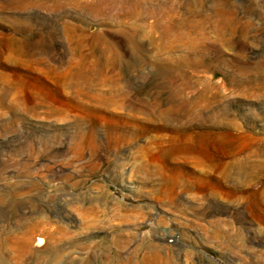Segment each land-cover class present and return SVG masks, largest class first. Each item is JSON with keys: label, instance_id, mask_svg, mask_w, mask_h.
I'll return each mask as SVG.
<instances>
[{"label": "rangeland", "instance_id": "rangeland-1", "mask_svg": "<svg viewBox=\"0 0 264 264\" xmlns=\"http://www.w3.org/2000/svg\"><path fill=\"white\" fill-rule=\"evenodd\" d=\"M0 48V264H264V0H0Z\"/></svg>", "mask_w": 264, "mask_h": 264}, {"label": "bare ground", "instance_id": "bare-ground-1", "mask_svg": "<svg viewBox=\"0 0 264 264\" xmlns=\"http://www.w3.org/2000/svg\"><path fill=\"white\" fill-rule=\"evenodd\" d=\"M167 18H170V17H167ZM167 18H166V19H167ZM165 23H167V22H165ZM168 23H169V22H168ZM168 25H169V24H168ZM170 26H171V25H170ZM170 26H169V27H170ZM180 26H181V24H180ZM183 26H184V25H183ZM17 27H18V26H17ZM164 27H166V26H164ZM186 27H188V26H186ZM15 28H16V27H15ZM167 28H168V27H167ZM191 28H192V27H191ZM16 29H17V28H16ZM171 29H172V28H171ZM192 29H193V28H192ZM198 30H199V29H198ZM21 31H22V30H21ZM171 31H172V30H171ZM23 32H24V31H23ZM182 32H183V31H182ZM188 32H189V31H188ZM192 33H193V32H192ZM19 34H20V33H19ZM189 34H190V33H189ZM10 39H11V38H10ZM7 43H8V42H7ZM7 45H8V44H7ZM0 49H1V48H0ZM28 49H29V48H28ZM24 50H25V49H24ZM32 51H33V50H32ZM29 52H31V50H30ZM38 52H39V50H38ZM38 52H37V53H38ZM17 53H18V52H17ZM31 53H33V52H31ZM33 54H34V53H33ZM39 54H40V53H39ZM29 55H30V54H29ZM36 55H38V54H36ZM26 56H27V54H26ZM20 58H21V55H20ZM20 58H19V59H20ZM8 59H9V58H8ZM16 59H17V58H16ZM33 60H34V59H33Z\"/></svg>", "mask_w": 264, "mask_h": 264}]
</instances>
